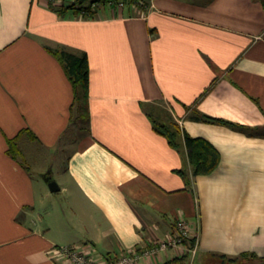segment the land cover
Returning <instances> with one entry per match:
<instances>
[{"label":"crops","instance_id":"1","mask_svg":"<svg viewBox=\"0 0 264 264\" xmlns=\"http://www.w3.org/2000/svg\"><path fill=\"white\" fill-rule=\"evenodd\" d=\"M48 2L0 0V264H69L54 251L67 245L162 264L183 249L144 251L179 216L199 264L264 257V0L100 3L91 17ZM55 49L87 54L88 123ZM150 114L210 141L218 166L189 186L185 150Z\"/></svg>","mask_w":264,"mask_h":264},{"label":"trees","instance_id":"2","mask_svg":"<svg viewBox=\"0 0 264 264\" xmlns=\"http://www.w3.org/2000/svg\"><path fill=\"white\" fill-rule=\"evenodd\" d=\"M109 0H75L74 3H56L54 1H49L48 6L58 12L60 15H64L65 12L72 9L75 14H82L84 17L95 16L97 8L93 6L94 3L105 4ZM118 1V0H114ZM133 1V0H126ZM52 53L61 62L64 70L70 80L73 91L74 99L72 106L78 105V107L83 111V119L88 123L89 113H88V83H89V61L87 54L82 52L80 54H75L64 49L52 50ZM202 120L207 122H216L228 124L235 128H245L241 125L226 121L224 119L208 116L202 114L200 117ZM150 119L152 121L154 129L162 134L169 142V144L176 148L177 150L184 149L189 163L188 169H179V173L184 176L186 183L190 186L191 176L199 174H209L211 173L220 162V153L218 149L207 139L199 136H191L190 134L183 131L179 124L172 118L168 121L160 120L158 117H154L150 114ZM15 142L13 139H8L10 152L16 151ZM13 153V152H12ZM192 244V243H190ZM188 258V259H187ZM225 261L228 264H236L243 262V260H253L258 259L260 263L264 260V257H260L252 252H242L236 256H226L223 255ZM188 253H184L181 256L174 257L172 259L163 262L162 264H188Z\"/></svg>","mask_w":264,"mask_h":264},{"label":"built area","instance_id":"3","mask_svg":"<svg viewBox=\"0 0 264 264\" xmlns=\"http://www.w3.org/2000/svg\"><path fill=\"white\" fill-rule=\"evenodd\" d=\"M59 2L60 0H48ZM126 0H109L106 4L114 6L115 8H122L126 4ZM143 7H145V2H140ZM100 3H94V7H98ZM198 234L192 231L191 224L182 216L175 219L172 224L170 233L165 239L157 240L152 242L153 246L147 248L144 252L145 254H154L160 250H166L167 248H177L183 249L184 253H188V264H193L195 259L196 251L198 248ZM192 243V244H190ZM57 255L63 257L69 264H101L98 259L90 252L86 251L79 246L67 245L60 246L54 249ZM134 252V251H130ZM133 254L128 252L122 253L115 264H129L134 260Z\"/></svg>","mask_w":264,"mask_h":264},{"label":"rangeland","instance_id":"4","mask_svg":"<svg viewBox=\"0 0 264 264\" xmlns=\"http://www.w3.org/2000/svg\"><path fill=\"white\" fill-rule=\"evenodd\" d=\"M63 158L64 155H57V157L54 159L55 164H54V173H57L59 166L61 165V163L63 162ZM48 169L46 170H51L52 171V165L50 164L48 167ZM57 178V176H56ZM57 195V194H55ZM258 259H253V260H243V262H239L236 264H259V262L257 261ZM195 264H199V258L197 256V259L194 261Z\"/></svg>","mask_w":264,"mask_h":264},{"label":"water","instance_id":"5","mask_svg":"<svg viewBox=\"0 0 264 264\" xmlns=\"http://www.w3.org/2000/svg\"><path fill=\"white\" fill-rule=\"evenodd\" d=\"M43 178L45 181H47L48 187H49L51 192H55V191L59 190L60 187H59L57 181L55 179H53L50 174H48V173L44 174ZM259 264H264V260L261 261Z\"/></svg>","mask_w":264,"mask_h":264}]
</instances>
